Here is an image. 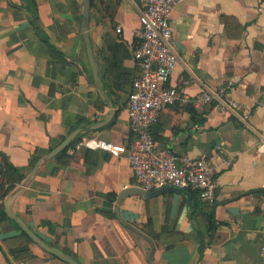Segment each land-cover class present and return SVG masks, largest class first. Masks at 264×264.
Instances as JSON below:
<instances>
[{"label": "crops", "instance_id": "crops-1", "mask_svg": "<svg viewBox=\"0 0 264 264\" xmlns=\"http://www.w3.org/2000/svg\"><path fill=\"white\" fill-rule=\"evenodd\" d=\"M142 8V0H91L97 79L82 29L83 0H0L7 194L81 128L41 166L13 209L82 264H264V153L257 151L264 139V0H183L170 16L179 55L171 84L190 100L164 108L152 131L166 151L206 155L215 165V201L188 189L193 208L177 190L119 199L141 187L126 154L81 144L96 137L128 145L134 137L127 102L139 73L134 49ZM205 90L237 102L236 112L203 102ZM4 199L0 264H68L29 238Z\"/></svg>", "mask_w": 264, "mask_h": 264}, {"label": "built area", "instance_id": "built-area-1", "mask_svg": "<svg viewBox=\"0 0 264 264\" xmlns=\"http://www.w3.org/2000/svg\"><path fill=\"white\" fill-rule=\"evenodd\" d=\"M182 1L142 0L140 27L137 31L140 40L134 49L139 73L133 79L127 102L133 139L124 145L88 137L81 144L90 149L104 150L115 157L126 154L138 185L146 190L167 186L191 189L198 193L203 202L210 204L215 201L219 187L216 167L211 159L206 155L194 157L166 151L152 131L164 108L190 100L171 84L179 55L170 16ZM259 9L262 10V7ZM121 29L117 28L118 31ZM200 99L206 103L218 101L216 105L223 111L236 112L238 108L237 102L222 98L218 91L205 90ZM257 151L264 153V139L258 144ZM1 183L0 171V187Z\"/></svg>", "mask_w": 264, "mask_h": 264}, {"label": "water", "instance_id": "water-1", "mask_svg": "<svg viewBox=\"0 0 264 264\" xmlns=\"http://www.w3.org/2000/svg\"><path fill=\"white\" fill-rule=\"evenodd\" d=\"M83 1H84V11H83V27H82V29L84 32V39H85V43H86L88 57H89V60L91 63V67L93 69V72H94L96 78L98 79V69H97V65L95 62L93 49H92V45H91V38H90V34H89L91 0H83ZM109 104L113 108V103L111 102L110 99H109ZM113 112L114 111H112V113ZM80 132H81V128H76L75 130H73L58 146H56L54 149H52L45 156V158L43 160H40L39 162H37L35 164V166L33 167L32 171L26 177V180H24L19 186H17V188H15L11 192H9V194H7V196L4 199V207H5L6 212L8 213V215L13 220H15V222L29 236V238L33 242L38 244L41 248H43L47 252L53 254L54 256L60 258L61 260L67 262L68 264H82V263H80L77 259H75L71 254L65 252L63 249L49 244L41 236H39L34 230H32L31 227L24 221V219L14 211L13 203H14L15 199L17 198V196L22 192L24 187L26 185H28V182L35 176V174L41 168V166L46 161L50 160L55 155H57L60 151L67 148L68 145L70 144V142ZM168 190H177V191H180L183 194H185L188 198V203H189L190 208H193L191 192L186 188L175 187V186H167L164 188H158V189H154V190H146L142 187L133 186V187L127 188L126 190L121 192L119 199H121L124 196H126L130 193H133V192H140L143 195L151 196V195L161 194V193L166 192ZM128 226L131 227L132 229H134L135 231H137L138 233H140L141 235H143L145 238H147L151 242L152 246H154L152 241L150 240V238L146 234L142 233L140 230H138L137 228H135L131 224H128Z\"/></svg>", "mask_w": 264, "mask_h": 264}, {"label": "trees", "instance_id": "trees-1", "mask_svg": "<svg viewBox=\"0 0 264 264\" xmlns=\"http://www.w3.org/2000/svg\"><path fill=\"white\" fill-rule=\"evenodd\" d=\"M5 161H6V158L1 155L0 156V171H1V175H2V183H1V187H0V201L4 199L5 195L8 192V185L6 184V181H5V171H4L5 165L7 163ZM189 190L192 191L191 189H189ZM192 192H194V191H192ZM0 207H1V204H0ZM1 210H2V208H0V212L6 215L5 211L4 210L1 211Z\"/></svg>", "mask_w": 264, "mask_h": 264}]
</instances>
